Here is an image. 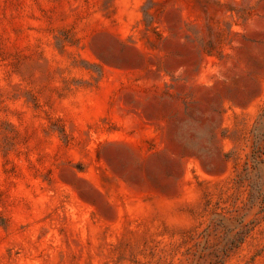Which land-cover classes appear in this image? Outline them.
Instances as JSON below:
<instances>
[{"label": "rangeland", "instance_id": "1", "mask_svg": "<svg viewBox=\"0 0 264 264\" xmlns=\"http://www.w3.org/2000/svg\"><path fill=\"white\" fill-rule=\"evenodd\" d=\"M0 264H264V0H0Z\"/></svg>", "mask_w": 264, "mask_h": 264}]
</instances>
